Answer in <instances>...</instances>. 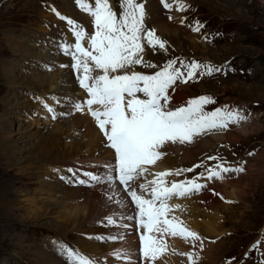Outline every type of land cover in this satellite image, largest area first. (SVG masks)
Listing matches in <instances>:
<instances>
[{
    "label": "rangeland",
    "instance_id": "obj_1",
    "mask_svg": "<svg viewBox=\"0 0 264 264\" xmlns=\"http://www.w3.org/2000/svg\"><path fill=\"white\" fill-rule=\"evenodd\" d=\"M50 1L46 4L52 11L56 10L52 9L54 3H59L58 7L66 13L67 11L71 13L73 17L70 16V19L83 28L87 36H90L92 23L91 21L88 23L85 19L89 16L77 5L73 8V0ZM109 2L110 6H115L118 10L113 9L119 13L120 0ZM137 2L145 6V27L148 29L155 27L157 37L165 42L164 49L157 47L154 53L145 50L143 58L147 60L150 58L149 61L154 65H165L167 61L175 59L178 62L195 60L201 64L209 62L211 65L222 66V71L219 73L198 77L188 84H182L188 88L184 94L187 101L198 98L199 92H204L208 94L205 96L214 100L213 104L206 106V111L219 108L225 101H229L243 109L248 107L250 111L255 110L258 115V119H254L255 117L251 115L245 121L248 124L245 134L240 131L235 132L240 137L236 141L218 142L202 153L205 158L213 155L223 157L231 166L245 165V173L230 179L233 183L239 182V185H228L231 187L227 192L237 191V198L229 197V201L233 203L228 204L212 198L211 193L205 195L204 192L197 198L198 205L202 208L198 218V228L204 238V234L207 233L201 229L202 226L207 223L212 227L215 226L216 213H219L223 220L220 221L219 226V223L217 224L219 232L215 229L220 236L204 239L206 244L204 243L203 251L212 257L206 262L205 259L201 261L206 264H228L229 261L231 264L237 261H241L242 264H261L264 252H259L260 248L252 251L249 249L260 238L264 242V0H179L186 6L183 12L175 9L171 12L164 11L159 0H137ZM39 6L38 0L3 2L0 0V130L16 131L21 123L35 126L32 130L33 134L20 132L15 135L16 139H21L13 143L9 156L11 162L8 165H5L6 158L0 148V264H47L44 255L51 253L49 247H54L57 239L61 244L62 239L68 240L73 247L83 242V230L74 231L65 223L66 218L73 216L77 202L68 201V203L60 200L63 197L56 185L55 173L52 174L49 167L48 169L41 167L42 164L38 161L39 136L37 132L34 134V130L40 127L42 135L46 137L54 135L55 132L54 121L50 118L43 119V115L40 116L36 111L38 107L33 103V97L39 96L41 99L40 96H46L40 95L42 89L49 91L50 88L39 84L38 78L44 79L49 74L53 76L58 70L55 61L44 53L47 51L51 55L54 53L52 49L59 48L58 44L68 43L67 40L72 39L67 34V40L60 37L59 42L57 33L61 30L56 22L53 25L54 20H49L50 15L47 18L40 16L44 13L48 16V13ZM167 14L172 17L171 20ZM181 19L184 21L183 25ZM197 21L204 27L199 32H193L191 29L196 26ZM172 22L176 27L171 25ZM161 25L172 26L174 33L161 31ZM37 27L43 30L38 31ZM157 28L160 30L158 31ZM7 32L14 33L15 40H25L24 44L30 45L28 42L35 39L34 35L48 37L50 41L39 39L38 44L32 45V48L26 45L27 47L18 49V46L10 45L14 44L12 42L7 44L5 36ZM22 33H25V36ZM194 36L200 37L203 41L198 42L193 38ZM43 46H48V49H42ZM148 53L153 55L147 58ZM228 59L230 61L227 64H221ZM46 65L53 66L55 70H46ZM9 75L18 77L9 80L7 78ZM214 76L220 77V81L209 79ZM25 79L29 82L27 87L21 84ZM28 87L30 89H27ZM54 87L58 92H63L60 85ZM53 92L55 93V90ZM27 98L32 106L26 105ZM187 101L180 106L186 105ZM46 104L51 106L50 101ZM68 104L56 101L54 109L56 112H63L64 108L70 106ZM249 153L252 155L250 156ZM187 160L181 159L178 168L179 165L190 168L194 162L184 165ZM206 161L211 165L215 163L207 159ZM185 176L187 173L180 175V177ZM176 178L173 177L174 180ZM57 180L61 181L60 176ZM218 188L221 191L220 186ZM216 189L217 187L214 188ZM220 193L223 194L222 191ZM123 198L128 206L127 200L124 196ZM209 210L216 213H207ZM98 219L94 224L97 229L101 228ZM210 220H213V224ZM99 234L100 232H95V235ZM212 244H214L213 252L210 253L208 246ZM199 250L198 246L195 247V252L201 254L202 251ZM262 251H264V243ZM245 253H248L247 259ZM59 258L62 259V255Z\"/></svg>",
    "mask_w": 264,
    "mask_h": 264
},
{
    "label": "snow or ice",
    "instance_id": "obj_2",
    "mask_svg": "<svg viewBox=\"0 0 264 264\" xmlns=\"http://www.w3.org/2000/svg\"><path fill=\"white\" fill-rule=\"evenodd\" d=\"M75 3L81 11L91 17L94 31L90 36H86L83 28L71 19L61 16L60 19L69 25L74 43H62L57 47L64 55L71 56L73 63L70 67L77 73L79 86L85 90L88 98L82 102L70 101L72 111L69 112L58 113L46 103L43 107L54 122L72 116L74 112L84 114L86 108L87 114L94 119L96 127L108 141L106 146L114 150L115 165L107 166L106 178L84 173L88 177L85 180L79 178L73 169H68L73 174L72 177L61 175L60 179L71 186L90 187L102 183L111 187L113 182L119 181L137 210L135 216L121 218L135 220V227L140 230L138 255L144 264H156L166 255L169 248L166 237H179L186 244L198 246L203 251L205 238L173 215L181 206L172 204L171 201L192 198L202 193L209 182L237 178L246 172L244 164L234 167L223 157L207 156L208 161H215L213 165L209 166L201 161L193 168L175 170L174 174L180 176L203 169L191 179L168 182L166 178L173 175V172L166 170L155 173L151 180L146 179L145 182L139 183L138 190L133 185L141 177H145L146 173L151 174L148 166L161 161L170 146L191 145L215 132H227L230 126H239L241 122L247 121L251 113L245 115L241 109L228 106L206 111V106L214 103L208 96L189 99L184 106L171 107L170 90H175L179 84H187L198 77L212 76L221 72L222 68L207 63L201 64L195 60L178 62L173 59L153 74L133 71L131 69L134 66L142 64L145 67H157L143 58L145 41L147 47L153 50L157 47L165 48V42L157 37L156 30L145 27L144 4L137 0H120L118 13L110 6L109 0H94V6L86 0H75ZM160 3L165 9L172 6L167 0H160ZM176 10L183 12L186 6L177 0ZM168 18L172 19L171 16ZM181 24H184L183 19ZM203 27L197 21L191 30L199 32ZM85 40L87 47L83 46ZM45 67L49 71L55 70L53 66ZM60 67L69 65L61 64ZM138 94H142L143 98ZM94 105L99 107L94 109ZM209 190L213 195H219L214 190ZM220 198L224 199L222 196ZM107 199L113 202L111 196ZM107 222L113 226L129 227L118 225L113 217H108ZM109 239L120 241L124 237L114 236ZM260 243L257 241L249 251L258 249ZM54 246L65 257L66 264H99L96 259L70 246L59 242ZM173 254L185 255L188 264H198L201 259L199 253H175L173 250ZM112 255L117 261L122 259L123 264H133V256L136 253L121 249L114 250ZM247 257L248 253H245V259ZM136 264H139V261H136ZM228 264H231V261ZM261 264H264V261H261Z\"/></svg>",
    "mask_w": 264,
    "mask_h": 264
},
{
    "label": "bare ground",
    "instance_id": "obj_3",
    "mask_svg": "<svg viewBox=\"0 0 264 264\" xmlns=\"http://www.w3.org/2000/svg\"><path fill=\"white\" fill-rule=\"evenodd\" d=\"M174 6L176 7V4ZM53 12L57 13L59 17L63 16L62 13H59L57 10ZM174 13L176 12L174 11ZM40 16L42 18H47L49 17V14L47 16L44 13V14H40ZM85 19L88 21V23L91 21L89 20L90 17H86ZM171 25L174 27L175 26L174 22H172ZM159 26L160 25H158V27ZM161 26H162L161 31L162 30L165 32L168 31L171 34L174 33L173 32L174 28L172 26L171 27H168L169 25L168 26L161 25ZM37 28L39 29L38 31L43 30L40 27ZM157 30L159 31L160 28H157ZM26 34L28 33L26 32ZM22 35L25 36V33H22ZM5 36H6L7 44H10V42H12L14 44H10V45L18 46V49L19 47L25 48L26 45L28 47L29 46L31 47L32 45L36 46V44H38L37 42L39 39H42L44 41L46 40L50 41L48 37L42 38L39 37L38 35H34L35 39L33 38L31 42L29 41L28 42L30 43L29 45V44H24L25 40H20V39L15 40L16 36L12 32H7ZM3 38H4V33H3ZM42 49L46 50L48 49V46H43ZM52 50L54 52L53 54L50 55V53H48L47 51L44 54L50 57L52 61H55V65L56 67L58 66V70L53 74V76L49 74L44 79L38 78V82H40L39 84L44 85V87L49 86L50 88L49 91L48 90L46 91L45 88L41 90L40 95H46L45 97L40 96L41 99L39 98V96L33 97L34 99L33 103L35 107H38V110L36 111L40 113V116L43 115V119L50 118V114L43 107L45 103H48L50 101L51 107L53 108H55L54 104L56 101H62L64 103H69L68 105H70V101L76 102L79 93V90L75 86V81L70 73L71 72L70 61H72V59H70V56L67 57L66 55H64L59 48ZM61 64L69 65V67L62 68L60 67ZM17 77L18 76L9 75L7 78L9 80H12ZM26 80L27 79L21 82V84L25 85V87H27L29 84V82ZM77 82L79 83V81ZM56 85H60L63 89V92L60 91L58 92L57 91L58 89L54 87ZM27 89L30 88L28 87ZM54 90L55 93L53 92ZM187 90H188L187 86H183L182 84L178 85L173 94L172 103L174 105H181L185 101H187V97L186 95H184L185 92H187ZM47 97H51V98H47ZM25 103L28 106H32L28 98L25 101ZM69 111H72L70 106L63 109V112H69ZM54 124H55V132L53 133L54 135L52 136L50 135L49 137L42 135V130L40 127H36V129L34 130L35 132L34 134H36L37 132V135L39 136L38 147L40 149H39L38 161L41 162L42 164L40 165L41 167L47 169L49 167L51 169L49 171H51L52 174L55 173L56 176L55 179L57 181L56 185L58 189L61 191L60 195L63 197V199L60 200L67 202L70 201L73 203L77 202L76 203L77 205L74 204L76 205V207L73 216L71 215L65 219V223L68 225V227H72L71 228L72 230L74 231L83 230L82 232L83 242L80 245H74V249L81 251L83 254L93 259H96L99 262V264H123L122 259L120 261H117L116 259L113 258L112 254L114 250H121V249L129 250L136 253V255L133 256V264H136V261H139V264H144L143 260L138 255L140 230L135 227V223L133 220L121 218V217L131 216V213H130V207L129 205L127 206V204H125L126 201L124 202V198H123L124 195L121 194L122 192L119 190V188H117L118 185L116 183H115L116 185L113 183L111 187L103 183L99 185H95L94 187H90L86 185L71 186L66 184L61 179H60L61 181L57 180V178H59V176L61 175L72 177L73 174L69 172L68 169H73L79 178L85 180H87L88 177L85 176L84 173H92L93 175L106 178L108 171L107 166L115 165L114 150L108 149V147L106 146L108 144V141L104 137L103 133H101L99 129L96 127V123L94 119H90L85 114L82 115L81 113L74 112L72 116L60 118L57 121H55ZM246 125H248L247 122H241L239 124L240 127L239 129H233V127H231L230 130L227 132H215L212 135L198 139L197 142L191 145L170 146L169 151L167 152L166 156L162 158L161 161H158L155 165L148 166L151 174L146 173L143 179L151 178L157 172L169 170V169H165L164 167L178 168L177 165L180 163L181 159L184 160L188 159L187 161H185L186 163L184 165L195 162V159H197L205 150L214 147L218 142L236 141L237 138L240 137L237 134H235V132L237 133L240 131V133L245 134V132L247 131ZM33 126L34 125L30 123H25V124L21 123L20 127L16 131L5 129L3 132L0 130V148L2 149L3 155L6 158L5 165H8L11 162L9 156L13 143L21 139V138L16 139L15 135H18V133L20 132L21 133L23 132L24 134L32 133L33 132L32 130L35 128V126L34 127ZM111 151H113L114 153H111ZM49 173L50 172H48V174ZM174 177L176 178V175ZM176 180L182 181L180 178H176ZM176 180L173 179V181ZM252 181H254L253 178ZM138 184L139 182H136L137 187ZM228 185L236 186L239 185V182L233 183V180H230L223 184H218V187L220 186L221 191L223 192V195L225 197L237 198V194H238L237 191L235 192L229 190L227 192L228 188L231 187V186L228 187ZM209 193H211L210 190L205 191V195ZM108 196L112 197L113 202H110L107 199ZM197 197H192L190 199H186V198L174 199L173 201H171V203L179 204L181 206L180 209L175 210L174 215L177 216L180 220H183L188 228L197 232L201 237H203V234L202 235L200 234L198 228V224H199L198 218L201 215L200 213L202 212V208H200V205H198ZM211 212L216 213L215 211L212 210H209L207 213H211ZM216 214L217 217L215 219L216 221L215 226L212 227L208 225V223L205 226H202V228L199 226L201 229H204L205 233H207V235L204 234L207 240L208 238L211 239L220 236V234H217V231H215V229L216 230L219 229L217 228V224L219 223L218 226L220 225L222 216L219 213ZM108 217H113L114 219H116L118 225H129V227L125 228V227L110 225L107 222ZM95 218L96 219L99 218L97 220L98 223L101 224V228L99 229H97L94 226L96 220ZM205 221L206 220H204V223H206ZM212 222L213 220H210V223ZM95 232H100V234L95 235ZM114 236H123L124 239L120 241H112L111 239H109L110 237H114ZM79 237L81 238V236ZM57 242H59L58 239ZM166 242L169 245L167 253L160 260H158L156 264H185V261H181L176 254H173V250L175 251V253H183V252L192 251L194 247H192L190 244H186L179 237H167ZM213 246L214 244L208 246V250H211L210 253L213 252L212 250ZM204 249L205 248H203V250ZM49 252L51 253H47L44 255V257L47 260V264H66L63 258L62 259L59 258L61 254L59 253V251L55 246L49 247ZM199 255L201 259L203 260L205 259V262L212 257L209 256L208 253H205V251H202V253L201 254L199 253ZM201 259L199 260V264H206L205 262L201 261Z\"/></svg>",
    "mask_w": 264,
    "mask_h": 264
}]
</instances>
